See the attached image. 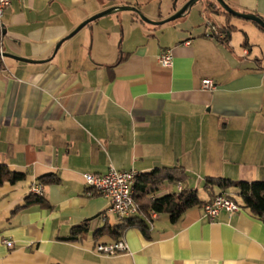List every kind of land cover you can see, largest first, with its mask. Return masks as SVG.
<instances>
[{"label":"crops","instance_id":"obj_1","mask_svg":"<svg viewBox=\"0 0 264 264\" xmlns=\"http://www.w3.org/2000/svg\"><path fill=\"white\" fill-rule=\"evenodd\" d=\"M226 2L264 18V0ZM126 4L142 5L22 0L4 11L0 50L36 61L0 56V162L26 174L0 186V264H264V220L243 207L214 219L203 206L176 221L151 214L149 237L138 228L119 237L126 252L95 250L117 239L109 228L123 218L107 211L108 197L85 194V173L182 166L183 186L204 201L211 199L206 177L264 181V30L206 3L199 15L193 7L160 25L120 11L90 22L54 53L81 22ZM206 20L231 26L226 39L207 36ZM166 49L169 67L159 61ZM207 78L214 90L202 88ZM46 174L57 180L43 184L45 204L17 210ZM170 186L156 197L178 191ZM83 224L77 239H64Z\"/></svg>","mask_w":264,"mask_h":264},{"label":"trees","instance_id":"obj_2","mask_svg":"<svg viewBox=\"0 0 264 264\" xmlns=\"http://www.w3.org/2000/svg\"><path fill=\"white\" fill-rule=\"evenodd\" d=\"M206 8L209 11L219 10L227 16L232 17V14L226 12L216 0L207 1ZM255 24L264 30L259 24ZM221 29L228 36V31H231L232 27L227 26V28ZM25 177L26 174L24 172L11 169L6 163L0 162V186L6 182L16 183L23 180ZM187 178L188 174L182 166L156 167L149 172L137 173L134 184V198L139 205V212L135 216L123 218L121 224L109 228L110 234L117 237L114 241L119 240V237L129 228H138L142 230L146 237H149L152 212L167 213L172 221H176L189 208L203 206L210 201L212 197L216 195V189L218 190V194L224 193L229 197H232L243 208L249 209L253 214L264 220V181H245L222 177H206L204 188L210 194L211 199L204 201L200 197L197 188L183 186L187 182ZM56 180L57 178L54 175L46 174L41 176L38 182L43 185L55 182ZM165 182H170L177 186L181 184L182 189H178V191L174 193L156 197L157 191L162 188ZM45 202L44 196L30 193L25 198L24 204L19 206L17 210L33 203L45 204ZM85 230L86 224L80 225L74 228L72 234L64 239H77V235ZM102 232L103 230H99L95 235L99 236Z\"/></svg>","mask_w":264,"mask_h":264},{"label":"built area","instance_id":"obj_3","mask_svg":"<svg viewBox=\"0 0 264 264\" xmlns=\"http://www.w3.org/2000/svg\"><path fill=\"white\" fill-rule=\"evenodd\" d=\"M14 1L22 0H0V33L3 30V15L6 7ZM206 26L209 31L207 36L219 40H225L227 34L211 20H206ZM185 44H190L186 41ZM160 64L169 67L173 63V53L171 49L164 50L159 57ZM202 88L206 90H214L216 83L213 79H204L202 81ZM137 172L135 170H118L114 166H110L105 173L88 172L84 174L85 194L93 196L95 194H102L109 198L110 206L108 212L114 213L121 218H128L135 216L139 212V205L134 198V184ZM178 189H182V185H178ZM30 193L44 196V186L36 181L30 186ZM225 210L230 214H235L242 210V206L232 197L224 193L216 194L210 201L203 205V211L210 219L216 218L219 213ZM152 215L155 212L151 213ZM106 213L102 214L105 217ZM4 243L9 247L13 246V241L4 239ZM95 250L107 256H113L124 253L128 250V245L124 239L112 241L110 243H98Z\"/></svg>","mask_w":264,"mask_h":264},{"label":"water","instance_id":"obj_4","mask_svg":"<svg viewBox=\"0 0 264 264\" xmlns=\"http://www.w3.org/2000/svg\"><path fill=\"white\" fill-rule=\"evenodd\" d=\"M201 1L202 0H187L179 9H176V6L174 5L175 12L172 15H170L169 17L162 19V20H153V19L148 18L147 16H145L144 14L141 13L140 9L137 6H134V5H127L126 4V5L112 6L110 8H107L101 12L94 14L93 16H91L88 19L81 22L72 32H70L68 34V36L63 38L56 45L54 53H56V51L59 49V47L61 46V44L64 41L73 37L75 34H77L83 27H85L90 22H92L96 19H99L103 16H107V15H110V14H113L116 12H120V11H133V12L137 13L140 16V18L142 20H144L145 22L150 23V24H154V25H160V24L172 22V21H175L177 19L184 17L198 2H201ZM216 1L220 4V6L226 12L232 14V16L255 22L264 28V19L262 17L258 16L257 14L238 11V10L234 9L232 6H230L226 2V0H216ZM0 56L11 57V58L21 60L24 62H35L36 61L33 59H29V58H25V57L15 55V54H11L8 52H2V50H0Z\"/></svg>","mask_w":264,"mask_h":264},{"label":"rangeland","instance_id":"obj_5","mask_svg":"<svg viewBox=\"0 0 264 264\" xmlns=\"http://www.w3.org/2000/svg\"><path fill=\"white\" fill-rule=\"evenodd\" d=\"M140 1L142 3V5L139 6V9H140L141 13L144 14L145 16H147L148 18L153 19L158 14H160V12L165 14V13L168 12V10L172 9L174 7V5H177V6L181 5L183 0H140ZM207 1H209V0H204V1L198 2L194 6V8L192 10L193 14L194 13L195 14L198 13V9L201 8L202 3H206L207 4ZM140 7H142V9ZM122 12H124V11H122ZM147 13H151V14H149L150 16L147 15ZM198 15H199V13H198ZM107 16H109V15H107ZM101 18H103V17H101ZM168 184L171 185L170 186L171 188H175L176 187V184L168 183V182H166L163 187H165ZM197 187L199 189H201V192L203 191L200 186H197ZM156 194L157 195L162 194V189L160 191H158Z\"/></svg>","mask_w":264,"mask_h":264}]
</instances>
